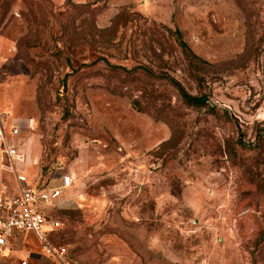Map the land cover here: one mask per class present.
<instances>
[{"label":"rangeland","instance_id":"1","mask_svg":"<svg viewBox=\"0 0 264 264\" xmlns=\"http://www.w3.org/2000/svg\"><path fill=\"white\" fill-rule=\"evenodd\" d=\"M0 113L81 264H264V0H0Z\"/></svg>","mask_w":264,"mask_h":264},{"label":"built area","instance_id":"2","mask_svg":"<svg viewBox=\"0 0 264 264\" xmlns=\"http://www.w3.org/2000/svg\"><path fill=\"white\" fill-rule=\"evenodd\" d=\"M22 126L11 121L7 113H0V158L10 160L20 185L17 192L0 196V264L9 238L14 233H32L40 250L58 264H81L63 245L51 239V231L59 221L47 215L52 206L61 207L63 191L71 188L73 176L69 172L60 175L58 184L47 182L42 188L29 184L24 169L27 152L21 139ZM17 264H30L21 259Z\"/></svg>","mask_w":264,"mask_h":264},{"label":"crops","instance_id":"3","mask_svg":"<svg viewBox=\"0 0 264 264\" xmlns=\"http://www.w3.org/2000/svg\"><path fill=\"white\" fill-rule=\"evenodd\" d=\"M19 185L20 183L16 178L15 188L17 190ZM11 193L15 192H2L0 196ZM21 259H27L30 264H58L57 260L49 258L40 250L32 233H14L7 242L4 253V264H17Z\"/></svg>","mask_w":264,"mask_h":264},{"label":"trees","instance_id":"4","mask_svg":"<svg viewBox=\"0 0 264 264\" xmlns=\"http://www.w3.org/2000/svg\"><path fill=\"white\" fill-rule=\"evenodd\" d=\"M172 82L176 85L182 99L188 103V104H191V105H196V106H202L206 103V100H205V97L204 96H193L189 93H187L184 88L179 84L177 83L176 81L172 80ZM47 183V182H46ZM46 183H42V184H39V185H35V188H42ZM57 243V242H56ZM59 244V243H58ZM72 254V253H71ZM72 255H75V254H72ZM77 257V255H75Z\"/></svg>","mask_w":264,"mask_h":264}]
</instances>
